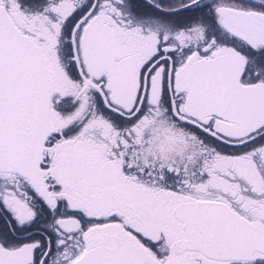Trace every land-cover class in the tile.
I'll use <instances>...</instances> for the list:
<instances>
[{"label":"snow or ice","instance_id":"6c2138e0","mask_svg":"<svg viewBox=\"0 0 264 264\" xmlns=\"http://www.w3.org/2000/svg\"><path fill=\"white\" fill-rule=\"evenodd\" d=\"M0 264H264V0H0Z\"/></svg>","mask_w":264,"mask_h":264}]
</instances>
